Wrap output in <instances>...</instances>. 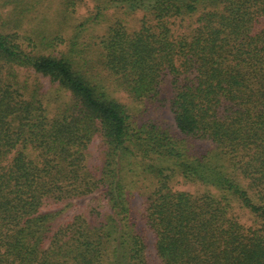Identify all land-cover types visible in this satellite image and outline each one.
<instances>
[{"label": "trees", "instance_id": "16d2710c", "mask_svg": "<svg viewBox=\"0 0 264 264\" xmlns=\"http://www.w3.org/2000/svg\"><path fill=\"white\" fill-rule=\"evenodd\" d=\"M120 4L143 22L109 29L105 69L136 100H157L167 83L175 128L214 149L192 154L164 130L134 127L70 61L28 55L0 35V264H150L148 234L159 264H264V233L232 214L238 204L264 222V0H101ZM185 18L193 26L174 36L168 23ZM18 67L69 93L53 118L39 84L13 88ZM96 138L105 144L97 178L86 165ZM138 176L156 180L139 220ZM176 176L217 194L173 191ZM94 191L105 204L67 221L45 210Z\"/></svg>", "mask_w": 264, "mask_h": 264}, {"label": "rangeland", "instance_id": "374dc122", "mask_svg": "<svg viewBox=\"0 0 264 264\" xmlns=\"http://www.w3.org/2000/svg\"><path fill=\"white\" fill-rule=\"evenodd\" d=\"M100 5L101 0H0V35L8 36L28 55L63 58L70 61L80 75L103 88L110 98L126 108L134 127L155 126L164 130L175 140L182 141L192 154L203 155L214 149L211 143L185 136L175 128L168 103L173 91L167 83L161 87L164 92L157 100H136L128 93L125 83L105 69L102 42L107 39L109 29L119 24L128 33H133L140 29L144 13L141 11L129 13L125 10L124 4L117 7L101 5L100 9L103 10L99 9ZM191 20L193 19L185 18L182 23L176 20L173 25L170 21L168 25L174 35L181 33L180 30L189 31L193 26ZM16 70L18 84L13 88L17 89L19 94H23L22 83H26L24 86H27L28 90H32L36 83L39 84L41 89L38 92L47 118H53L59 108H63L64 104L68 103L69 93L60 88L56 82L34 74L31 69L18 67ZM168 81L170 82L169 79ZM104 150L105 144L99 138L93 139L87 149L86 165L95 178L99 176V167L103 164ZM135 162L136 159L132 158V164ZM136 180L138 183L132 186L130 196L132 216L139 220L145 208L146 198L154 189L156 180L154 181L151 176L145 179L138 176ZM170 188L176 192L183 191L192 195L207 192L217 194L210 186L181 176H176L170 181ZM46 204L45 210H61L63 221H67L72 216L82 214L92 207L98 208L105 202L99 191H94L81 198L63 202L48 201ZM232 214L245 226L260 229L264 233V222L255 221L248 211L238 204L232 206ZM140 227L142 223L139 222L138 229ZM147 252L150 264H159L150 234H148Z\"/></svg>", "mask_w": 264, "mask_h": 264}]
</instances>
